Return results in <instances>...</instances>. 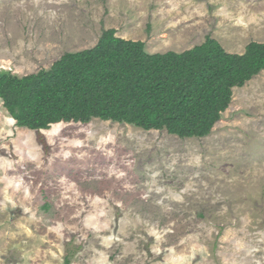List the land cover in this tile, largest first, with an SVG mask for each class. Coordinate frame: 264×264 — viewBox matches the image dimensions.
Here are the masks:
<instances>
[{"label": "rangeland", "instance_id": "obj_1", "mask_svg": "<svg viewBox=\"0 0 264 264\" xmlns=\"http://www.w3.org/2000/svg\"><path fill=\"white\" fill-rule=\"evenodd\" d=\"M150 54L264 43V0H0V71L49 70L103 32ZM264 264V71L210 136L93 120L34 132L0 100V264Z\"/></svg>", "mask_w": 264, "mask_h": 264}, {"label": "trees", "instance_id": "obj_2", "mask_svg": "<svg viewBox=\"0 0 264 264\" xmlns=\"http://www.w3.org/2000/svg\"><path fill=\"white\" fill-rule=\"evenodd\" d=\"M262 71L264 43L232 54L208 37L182 53L150 54L144 42L109 29L94 48L66 53L49 70L0 71V100L19 128L34 132L101 120L202 139L231 106L234 89Z\"/></svg>", "mask_w": 264, "mask_h": 264}]
</instances>
